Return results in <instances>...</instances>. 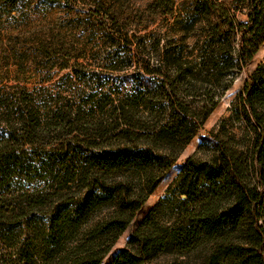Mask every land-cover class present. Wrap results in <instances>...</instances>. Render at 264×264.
<instances>
[{
	"label": "trees",
	"instance_id": "obj_1",
	"mask_svg": "<svg viewBox=\"0 0 264 264\" xmlns=\"http://www.w3.org/2000/svg\"><path fill=\"white\" fill-rule=\"evenodd\" d=\"M16 1L7 3L13 6ZM157 1L151 5L156 6ZM191 2L189 17L202 13L212 19L198 28L190 50L163 56L174 75L163 74L155 87L140 86L132 73L113 70L116 62L123 61L117 55L105 64L107 70L91 74L100 80L99 87L111 84L82 99L90 120L81 118L79 111L68 114L59 105L54 110L51 106L40 120L38 108L21 92L0 94V204L6 196L2 189L13 176L30 177V172L39 176L37 170L44 171V177L35 178L43 187L18 194L19 201L10 211L0 206V252L6 250L3 241L14 235V224L22 226L28 214L35 215L36 208L44 213L33 236L10 245L6 255L2 253L10 264H100L224 88L264 40V0H247L245 20L235 17V6L213 0ZM154 10L167 12L161 4ZM193 17L184 24L185 34L195 29V23H204ZM99 26L102 39L113 42L112 27L101 19ZM141 65L144 80L149 73L160 74L148 62ZM175 80L194 85L177 87ZM199 81L220 82L222 86L204 88L197 85ZM237 98L245 116L257 126L251 150L257 183L252 185L243 178L240 166L225 150L209 160L187 157L174 181L184 197L177 198L173 222L161 226L157 203L109 264H153L155 255L168 257L175 251L187 255L199 252L196 264H264V227L258 223L264 211V112L259 110L264 103V61L249 74ZM139 107L163 119L150 127H138L133 118ZM102 115H107L111 140L95 149L98 144L92 140L105 132L97 123ZM81 120L91 124L75 128ZM40 125L61 131L39 152L33 145ZM131 169L142 170L136 183L123 176ZM163 260L156 264H168Z\"/></svg>",
	"mask_w": 264,
	"mask_h": 264
},
{
	"label": "rangeland",
	"instance_id": "obj_2",
	"mask_svg": "<svg viewBox=\"0 0 264 264\" xmlns=\"http://www.w3.org/2000/svg\"><path fill=\"white\" fill-rule=\"evenodd\" d=\"M152 1L17 0L12 6L11 1L7 3V0H0V94L4 95L13 90L21 92L29 104L38 108L37 116L40 120L47 116L46 111L50 110L51 106L54 110L57 105L68 114L79 111L80 117L83 118L87 116L89 110L88 106L82 103V99L91 91L98 92L100 88L105 91L111 84H101L99 87L100 80L94 78L92 72L107 70L105 64L109 60L110 62L115 60L117 55L122 56L123 61L114 63L116 69L113 70L119 74L132 73L133 80L140 81L136 83L140 86L155 87L163 74L173 76L174 71L163 56L173 52L186 53L190 50L198 36V28L210 23L212 17H206L202 13L189 17L192 9L191 0L157 1L155 5L165 6L166 13L153 11L156 6L151 5ZM213 1L225 6H235L233 13L238 20L247 18V0ZM192 17L196 20H204V23H195V29H190L185 34L184 24ZM99 19L112 27L113 42L109 43L102 39L105 37L100 30ZM263 61L264 40L258 45L247 65L224 88L216 105L207 113L195 134L179 150L173 164L163 173L160 181L147 195L142 207L130 223L118 235L100 264H109L112 261L116 251L126 244L129 234L157 203L160 204L157 217L161 226H168L173 222L176 217L175 206L179 204L177 198L184 197L180 195L174 181L180 165L187 157L209 160L225 150L240 166L243 178L252 185L257 183L254 165L251 162L252 143L257 126L245 116L237 97L249 74L254 72ZM144 62L155 66L160 74L149 73L148 80H144L145 78L141 77L143 75L141 63ZM185 85L193 87L194 83L174 81V86L183 88ZM197 85L219 89L222 83L199 81ZM122 96V92L118 93V97ZM113 98L115 102L118 100L115 96ZM260 106L259 110L264 112V103ZM97 116L96 113L94 117ZM162 119L161 116H150L139 107L133 121L136 126L145 128ZM89 120L77 122L75 128H88V124H91ZM107 122V115H102L97 122L99 129L105 132H102V137L92 140L93 144H98L95 149L111 140L108 138L111 134ZM262 127L264 130V120ZM37 130L38 141L33 146L39 152L47 143V146H50L55 138L59 137L58 133L61 131L56 127L43 128L41 125ZM37 172L39 176L30 172V177L15 175L11 178L7 187L2 189L6 194L3 203L0 204L3 210L10 211L13 208L14 203L19 201L18 194H29L34 192L35 188L44 186L43 183L35 180L42 177L44 171L37 170ZM140 174H142L141 169H131L123 173V176L136 183ZM168 196L169 203L164 200ZM39 210V208L34 210L35 215L28 214L27 219H23L22 226L14 224L12 229L14 235L3 241L6 250L0 252V264H10V261H7L8 257L5 259L2 257V253L7 254L10 245L18 244L23 238L33 236L34 230L44 219V213ZM30 216L31 219L28 220ZM258 223L264 227V211ZM199 255V252H191L187 255L175 251L168 257L155 255L152 261L156 264L158 260L164 258L162 263L196 264Z\"/></svg>",
	"mask_w": 264,
	"mask_h": 264
}]
</instances>
